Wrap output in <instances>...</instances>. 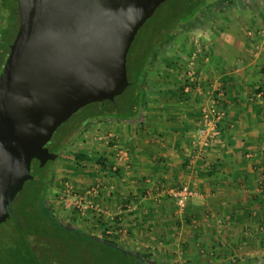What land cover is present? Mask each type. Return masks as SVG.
Segmentation results:
<instances>
[{"label":"crops","instance_id":"obj_1","mask_svg":"<svg viewBox=\"0 0 264 264\" xmlns=\"http://www.w3.org/2000/svg\"><path fill=\"white\" fill-rule=\"evenodd\" d=\"M244 39L234 30L223 43L210 41L207 70L197 71L201 92L181 100L175 92L157 95L133 128H92L116 135L131 168L128 174L123 168L119 175L100 173L85 188L76 187L87 199L86 234L120 247L141 246L157 264H264V48ZM208 86L217 97L225 95L218 98L225 114L219 137L207 131L197 136L205 127ZM97 184L99 194L86 195ZM181 184L200 194L183 212L165 194Z\"/></svg>","mask_w":264,"mask_h":264},{"label":"water","instance_id":"obj_2","mask_svg":"<svg viewBox=\"0 0 264 264\" xmlns=\"http://www.w3.org/2000/svg\"><path fill=\"white\" fill-rule=\"evenodd\" d=\"M16 1L18 29L0 73V225L33 180L32 162L57 159L46 148L55 131L126 90L130 46L168 0Z\"/></svg>","mask_w":264,"mask_h":264},{"label":"rangeland","instance_id":"obj_3","mask_svg":"<svg viewBox=\"0 0 264 264\" xmlns=\"http://www.w3.org/2000/svg\"><path fill=\"white\" fill-rule=\"evenodd\" d=\"M210 1L206 2L210 3ZM166 8L164 5L157 9L153 15V21L146 22L139 30L127 59L132 58L133 62L137 60ZM2 12L8 16L7 11ZM234 30L244 35L245 45L263 49L264 0H233V4L221 12L211 13L207 8L204 9L189 31L178 35L172 43L159 50L153 62L152 77L154 78L152 79H160L157 83L162 90H169V92L176 90L174 82L185 78V63L191 54H195L196 90L201 92L202 84L199 82L197 71L207 70L204 62L209 55L205 48L208 49L211 42L213 44L218 40L221 42L228 40L229 33ZM10 31L12 35L13 33L15 35L16 28L12 27ZM161 39L157 33L153 39L154 44L158 46ZM177 58L179 59L177 62H180V65L183 64L181 71L178 69L180 65L175 68L168 66ZM4 63L0 65V73ZM207 88L204 94L209 90L213 91L212 88L209 89V86ZM156 96V94L148 95V107L152 106L153 98ZM88 111L89 107L79 110L55 131L49 145L54 147L53 152L57 159L48 162L44 168L31 170L32 176L36 177L37 181L26 183L15 197L10 218L0 225V264H139V261L131 256L101 246L95 241L80 238L70 230L56 228L48 210L45 209V205L51 206L61 222L78 228L84 234L88 233L87 223L90 217L87 218L86 213L81 214L73 210L71 206L69 207L73 202L70 198L65 204L59 197L64 182L68 181L74 188H85L100 173L93 161L80 166L73 161L72 157L75 154L84 153L89 157L96 154L112 158L113 144L121 147L123 144L118 139H114L113 144L109 143V137L105 134H95L92 128H133L135 126L119 122L109 126L107 122H100L81 132L79 129L83 127H75V124L86 116ZM44 195L46 201L43 200ZM98 218L94 216L93 221L101 225ZM17 220L21 222L20 225L17 224ZM97 234L102 235L99 232ZM121 247L134 254L140 252L138 254L144 255L141 253V246L122 244ZM144 258L150 259L148 256Z\"/></svg>","mask_w":264,"mask_h":264},{"label":"trees","instance_id":"obj_4","mask_svg":"<svg viewBox=\"0 0 264 264\" xmlns=\"http://www.w3.org/2000/svg\"><path fill=\"white\" fill-rule=\"evenodd\" d=\"M206 1L208 0H168L165 3H163L159 8L165 5L167 7L166 11L165 13H163V17L161 16L158 23H156L157 25L155 24L148 42L141 50L140 56L137 58L135 62L132 61V58L128 57L127 59L126 57V73H127V80L129 83L126 90L120 96L114 98V100L111 102L104 101L101 103H94L86 106L89 107V111L87 112L86 116L81 118L78 121V123L75 124V127H83L80 128L79 130L81 132H84V130L90 127L91 125L100 122L103 123V122L111 121V122H119L128 125L141 124L146 117V111L148 109L147 106L148 95L149 94L164 95L165 92L166 93L169 92V90L161 89L162 87L159 86V84L157 83V81L160 80L159 78L152 79L154 78L152 77L153 62L156 60L159 54V50L164 49L167 45L172 43L178 35H181L184 32L189 31L192 28L193 23H195L198 20V17L201 15L204 9L207 8V10L211 13L219 12V11L221 12L224 8H229L233 4V0H211L210 3ZM0 9H1L0 65H2L4 63L6 56L9 53V47L15 37L14 33L13 35L11 34L12 31H10V29L12 30V27L16 28V31H14L15 34L18 29L17 1L0 0ZM4 10L7 11L8 16H6V14L4 15V13L2 12ZM153 19L154 16H152L147 22L150 23L151 21H153ZM157 33H159V35L162 38L158 46L157 44H154V40H153L154 36ZM134 42L135 39L133 43ZM133 43L131 44V46L133 45ZM186 53L188 55V52ZM178 60L179 59L177 58L175 62L174 61L171 62L168 66L170 68L177 67L178 65L181 64L180 62H177ZM182 68H183V64L180 65L178 69L181 71ZM174 83H175L174 87L176 88V90L175 89L170 90V92L171 93L175 92V94L178 97V100H181L184 96H186L184 89L189 86V83L186 79L179 80V82L175 81ZM222 96L224 99L225 96L224 93ZM214 98H217V96L215 95ZM222 102L223 100L219 102V105H223ZM222 111L224 112L223 108ZM224 119L225 117H223L222 120ZM85 126L86 128H84ZM72 159L77 165L80 166H84L87 162L93 161L98 167L99 173H107V174H115V175L120 174V171L117 170L115 172L112 171V167L115 166L114 161L113 163L109 164V161L105 156L94 154L92 157H89L84 153H78L75 154L72 157ZM35 168H39L38 164L37 163L31 164V170ZM33 181H37L36 177H33V180L29 182L31 183ZM43 200L46 201L45 195L43 196ZM78 232L81 231H76V232L72 231V233L75 234L76 236L90 240L89 234H86L87 236L83 237L79 235ZM95 242L98 243L97 241ZM106 243H109L110 245L116 248L103 245L100 243L98 244L116 250L121 254L131 256L136 261H139L138 262L139 264H157L155 261L151 259H147V258L144 259L143 257L142 258L138 257L136 254L124 250L120 246H117L113 243L110 242H106Z\"/></svg>","mask_w":264,"mask_h":264},{"label":"built area","instance_id":"obj_5","mask_svg":"<svg viewBox=\"0 0 264 264\" xmlns=\"http://www.w3.org/2000/svg\"><path fill=\"white\" fill-rule=\"evenodd\" d=\"M185 78L189 86L184 89V92L186 94L190 93L193 89H196L197 82L195 78V54H191L189 58L187 59L185 63ZM199 83V82H198ZM215 92L213 91H207L205 93L206 96V103L204 107L201 109V115L202 119L205 122L204 129L199 130L197 133V136L205 135L204 133L210 132L212 137H219L220 133L217 131V125L218 123L223 119L224 112L218 108L219 105V99L222 97L221 95H218L217 98L215 97ZM113 136H109V140L111 144H113ZM113 158L114 161L117 163V165L112 167V171L115 172L118 168H123L125 173L128 174L130 172L131 168V156L127 149L117 146L113 144ZM63 189L61 190L60 194V201L62 203H65L68 201V198H70L73 202L69 205L71 206L73 210H76V212L83 213V211L86 209L83 204L87 201L86 197L80 195V193L77 192L76 188L73 187L71 183L64 182ZM101 189V185L97 184L96 187L91 188L88 190L86 195L89 196H97L99 194V191ZM165 194L173 201V204L177 208L179 212H183L184 208L189 200H194L200 198V194L196 191L192 190L187 184H181L180 186L170 189L165 192ZM68 203V202H67ZM91 207V206H90ZM68 208V206H67Z\"/></svg>","mask_w":264,"mask_h":264},{"label":"flooded vegetation","instance_id":"obj_6","mask_svg":"<svg viewBox=\"0 0 264 264\" xmlns=\"http://www.w3.org/2000/svg\"><path fill=\"white\" fill-rule=\"evenodd\" d=\"M46 148L49 150V152H51V153H53V154H55V152H53V148H52V146L50 147L49 146V143L46 145ZM56 155V154H55ZM33 163H37L36 161H33L32 162V164ZM38 164V163H37ZM44 168V167H43ZM45 209L46 210H48V213H49V215H50V219L52 220V223H53V225L56 227V228H58V229H62V230H68V229H75L76 231H81V230H79L78 228H75L74 226H71V225H67V224H65V223H63V222H61L60 220H59V217H58V215L54 212V210L51 208V206H49V205H45ZM9 218H10V215H9ZM20 221H18L17 222V224H19L20 225ZM43 223H45V222H43ZM72 232V231H71ZM82 232V231H81ZM84 233V232H83ZM86 234V233H85ZM90 237V236H89Z\"/></svg>","mask_w":264,"mask_h":264}]
</instances>
